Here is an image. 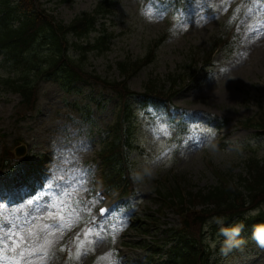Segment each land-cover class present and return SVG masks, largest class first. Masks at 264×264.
Segmentation results:
<instances>
[{
    "label": "rangeland",
    "instance_id": "374dc122",
    "mask_svg": "<svg viewBox=\"0 0 264 264\" xmlns=\"http://www.w3.org/2000/svg\"><path fill=\"white\" fill-rule=\"evenodd\" d=\"M39 1L69 26L94 14L106 0ZM108 1L111 14L99 19L100 32L83 43L93 44L106 30L113 36L110 49L89 53L84 69L110 82L122 81L120 63L141 61L151 50L155 56L128 82L137 94L131 100L137 114L127 171L133 193L121 199L119 186L105 188L102 183L98 155L117 117L120 100L115 93L80 84L81 94L68 96L56 84L43 82L36 108L29 112L19 96L0 84V156L23 144L22 158L30 163L23 167L27 173L33 167L30 183L41 185L26 197L22 188L13 192L12 187L21 168L0 178V225L5 226L0 232L4 237L23 235L17 254L0 264L21 258L23 264H147L149 251L140 249L143 240L152 242L179 226L177 213L161 210L164 200L179 203L190 193L213 190L220 179L240 187V176H248L247 161L264 159V134L241 127L264 110V0H188L182 11L171 0ZM69 55L80 58L72 49ZM207 60L211 67L205 66ZM4 75L1 70L0 77ZM177 76L187 83L171 103L139 101L149 85L169 92L171 77ZM80 104L88 105L89 112L81 114ZM46 155L51 161L42 168ZM35 171L50 178L39 179ZM103 177L109 182L106 171ZM98 189L110 203L103 220L97 215ZM2 193H12L9 202ZM53 206L56 211L49 217L45 209ZM159 211L164 216L159 229L150 235L136 231L138 219ZM215 221L217 231L207 238L212 264H264V247L255 238L264 227L239 229L234 241L239 246L229 249L221 229L230 228L214 218L209 222ZM88 230L92 235H84Z\"/></svg>",
    "mask_w": 264,
    "mask_h": 264
},
{
    "label": "trees",
    "instance_id": "16d2710c",
    "mask_svg": "<svg viewBox=\"0 0 264 264\" xmlns=\"http://www.w3.org/2000/svg\"><path fill=\"white\" fill-rule=\"evenodd\" d=\"M175 2L180 5L185 0ZM111 9V1H103L93 15L76 18L67 26L44 10L39 0H0V69L6 70V77L1 80V84L19 93L23 99L22 104L29 109L36 106L40 82L43 80L56 82L64 92L71 95L76 92L80 94L78 84H95L93 81L114 91L121 104L112 130L103 142L102 160L106 166L108 184H118L128 190L129 195L133 191V185L127 173L130 169L127 151L133 150L137 113L131 100L137 95L130 90L128 79L144 66L153 63L155 56L151 50L141 61L120 63V71L124 77L121 82H107L84 70L82 62L86 61L89 53H105L110 49L113 36L106 30L101 31L100 37L93 44L84 45L83 41L92 33L100 32L103 23L99 19L109 16ZM70 38L77 42L70 43ZM71 47L80 53L79 60L69 56ZM210 64V60H207L206 66ZM12 73L16 76L11 77ZM171 81V91H157L149 85L139 101L142 104L170 101L176 95L177 87L181 86L179 82L186 84V78L171 77ZM242 125L264 131V110ZM9 161L14 164L15 158H0V172L8 171ZM247 171V177L240 176V187H233L226 180L220 179V184L213 190L190 193L188 198L180 197L179 203H172L181 217V228L166 234L164 241H172L173 246L169 259L164 264H211L212 251L207 238L209 229L216 231L215 226L209 222L212 218L223 219L231 227L239 222L245 229L264 222V212L258 213L256 217L251 215V212L264 205V159H249ZM177 195L182 193L177 191ZM199 206L202 209L196 210ZM155 221L149 220V224L155 225Z\"/></svg>",
    "mask_w": 264,
    "mask_h": 264
},
{
    "label": "snow or ice",
    "instance_id": "6c2138e0",
    "mask_svg": "<svg viewBox=\"0 0 264 264\" xmlns=\"http://www.w3.org/2000/svg\"><path fill=\"white\" fill-rule=\"evenodd\" d=\"M45 211L48 213L49 217H52L54 212L56 211L55 206H53V208L51 210H49L47 207L45 209ZM106 209H100L101 213H106ZM63 219V217H61V220ZM5 226L4 225H0V230H2ZM84 235H92L91 230H88L84 233ZM259 238L264 241V233L258 234ZM9 238H10V243L11 245H15V247L13 248V251H16L17 249H19L21 247V244L23 242V235L19 232L17 233H9ZM9 241H6L5 237L3 236L2 232H0V248L3 247V245ZM21 257H23V253H21ZM15 264H23V259H19L15 262Z\"/></svg>",
    "mask_w": 264,
    "mask_h": 264
},
{
    "label": "clouds",
    "instance_id": "9594fccd",
    "mask_svg": "<svg viewBox=\"0 0 264 264\" xmlns=\"http://www.w3.org/2000/svg\"><path fill=\"white\" fill-rule=\"evenodd\" d=\"M222 234L226 237V243L229 249H231L232 247H238L239 246V242L237 241L236 243H234V241H236V238L239 237V228L238 227H232L231 230H225V229H221ZM257 239V242L264 247V241H262L259 237H255ZM223 251V249H222Z\"/></svg>",
    "mask_w": 264,
    "mask_h": 264
},
{
    "label": "bare ground",
    "instance_id": "6f19581e",
    "mask_svg": "<svg viewBox=\"0 0 264 264\" xmlns=\"http://www.w3.org/2000/svg\"><path fill=\"white\" fill-rule=\"evenodd\" d=\"M28 139H30V137H28ZM45 159H46L47 164L40 165V167H42V168H47L48 167V163L51 161L50 155H46ZM46 178L49 179L50 177L49 176H42L41 177V179H43V180H45Z\"/></svg>",
    "mask_w": 264,
    "mask_h": 264
},
{
    "label": "water",
    "instance_id": "95a60500",
    "mask_svg": "<svg viewBox=\"0 0 264 264\" xmlns=\"http://www.w3.org/2000/svg\"><path fill=\"white\" fill-rule=\"evenodd\" d=\"M21 153H19V155H20Z\"/></svg>",
    "mask_w": 264,
    "mask_h": 264
}]
</instances>
